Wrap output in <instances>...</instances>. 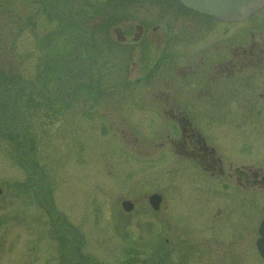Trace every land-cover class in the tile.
<instances>
[{"label": "rangeland", "instance_id": "obj_1", "mask_svg": "<svg viewBox=\"0 0 264 264\" xmlns=\"http://www.w3.org/2000/svg\"><path fill=\"white\" fill-rule=\"evenodd\" d=\"M38 1L41 7L42 0ZM109 2L85 0L86 4ZM29 4L30 0H0V80L8 82L10 89L4 93L9 95L19 78L30 84L31 55H36L38 68L44 71L53 65L51 56L57 62L55 53L63 49L66 36L77 32L72 8L69 20L63 18L67 23L54 10L31 11ZM30 13L36 14L33 20L27 17ZM94 15L93 9L86 8L85 17ZM111 41H105L107 48ZM110 50L103 55L113 53ZM123 64L120 60L102 65L101 112L95 117L87 112L90 108L85 119L75 115L52 123L39 116L42 121L35 128L31 113H23L16 100L14 112L11 103L0 111V264H162L153 257L166 239L169 264H264L255 247L264 195L259 216L218 215L231 198L217 180L204 191L207 182L200 171L179 161L168 151L169 145L143 153L126 145L115 131L109 105L118 94L127 96L124 88L112 91L110 87ZM76 72L73 65L69 67L70 81ZM92 89L86 90L87 99L94 98ZM126 101L128 122L148 124V129L134 132L138 141L145 147L158 145V132L147 120L152 114L149 108ZM191 110L223 158L264 165V135L253 123L258 113L251 111L245 118L240 113L243 108ZM228 114L239 115L245 127L232 128L238 122L229 125ZM154 193L164 198L158 211L148 205V196ZM123 197H145L146 205L134 212L123 210L117 203ZM199 197L205 199V210Z\"/></svg>", "mask_w": 264, "mask_h": 264}, {"label": "flooded vegetation", "instance_id": "obj_2", "mask_svg": "<svg viewBox=\"0 0 264 264\" xmlns=\"http://www.w3.org/2000/svg\"><path fill=\"white\" fill-rule=\"evenodd\" d=\"M30 1L31 11L50 8L67 23L72 8L77 32L66 36L63 49L55 53L57 62L51 56L53 65L47 66L45 72L39 70L36 55H31L30 84H25L23 79L20 82L19 78L9 95L4 93L5 89H10L8 82L0 80V111L11 103V113L14 112L16 100V106L19 105L23 113L29 116L31 113L35 128L40 119L65 122L75 115L85 119L87 112H93L95 117L101 112L102 65H116L123 60L120 77L113 79L110 88L112 91L125 89L127 98L118 94L109 107L110 119L116 124L114 129L124 143L143 153H154L169 145L168 151L179 161L200 171L207 182L204 191L210 187V182L217 180L225 196L231 198L218 215L229 217L246 212L252 217L258 214L264 195V165L238 164L223 158L208 132L197 124L191 109L243 108L240 113L245 118L251 111L258 113L253 123L261 127L264 135V3L246 18L224 21L188 8L179 0H110L104 4H86L85 0H42L41 7L38 0ZM86 8L93 9L95 17H85ZM35 15L30 13L27 17L33 20ZM105 41L112 42L113 53L103 55L111 49L105 46ZM72 65L77 72L70 81L69 67ZM19 66L21 68V64ZM38 82H44L54 93H49L45 84ZM87 89H92L94 98L85 97ZM125 100L126 104L149 108L152 114L147 120L158 132V145L145 147L143 141H138L134 132L141 127L148 129V124L140 121L137 126L128 122ZM87 108L90 109L86 112ZM235 114L226 115V121L229 125L238 122L231 125L232 128L243 127L246 123ZM1 128L6 133L3 124ZM154 195L161 196L157 207L160 208L164 198L158 193ZM152 196H148V205L155 209L156 205L150 201ZM145 199L123 197L117 203L123 210L127 207L134 212L146 205ZM199 201L205 210V199L201 197ZM115 218L118 219V215ZM263 219L264 215L258 220V233ZM256 242L257 239L255 247L262 258ZM167 245V239L159 244L154 260L160 258L162 264H169ZM71 250L77 257V252Z\"/></svg>", "mask_w": 264, "mask_h": 264}, {"label": "water", "instance_id": "obj_3", "mask_svg": "<svg viewBox=\"0 0 264 264\" xmlns=\"http://www.w3.org/2000/svg\"><path fill=\"white\" fill-rule=\"evenodd\" d=\"M184 5L199 12L212 15L220 20H238L250 15L264 0H180ZM151 204L158 205L161 201L160 195H154L150 199ZM129 204V203H127ZM130 210V208H127ZM260 238L257 240V248L264 258V220L260 227Z\"/></svg>", "mask_w": 264, "mask_h": 264}]
</instances>
